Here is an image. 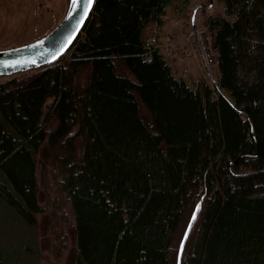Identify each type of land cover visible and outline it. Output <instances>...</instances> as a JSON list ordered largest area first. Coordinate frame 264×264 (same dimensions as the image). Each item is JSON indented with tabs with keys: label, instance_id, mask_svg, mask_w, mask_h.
<instances>
[{
	"label": "trees",
	"instance_id": "16d2710c",
	"mask_svg": "<svg viewBox=\"0 0 264 264\" xmlns=\"http://www.w3.org/2000/svg\"><path fill=\"white\" fill-rule=\"evenodd\" d=\"M194 1L95 0L65 55L0 83V198L34 227L53 151L75 264H264V0H213L217 87L146 44Z\"/></svg>",
	"mask_w": 264,
	"mask_h": 264
},
{
	"label": "rangeland",
	"instance_id": "374dc122",
	"mask_svg": "<svg viewBox=\"0 0 264 264\" xmlns=\"http://www.w3.org/2000/svg\"><path fill=\"white\" fill-rule=\"evenodd\" d=\"M69 3L70 0H0V51L33 43L51 33L65 17ZM198 3V0L194 1V5ZM194 9L195 7H191L190 10H185L183 16L171 9L161 34L163 37L174 34L178 39L182 38L184 47L188 50V57H191L186 61L188 72L180 76L191 78L196 66L203 74L200 77L211 82L203 66L198 67L201 63L198 53H193L196 45L192 35L194 29L191 27ZM219 14H223V6L215 2L212 8L198 11L196 23L208 15L216 17ZM203 26L196 25L195 29ZM167 57L172 64V57ZM25 73L29 76L33 72ZM210 73L214 79L219 77L217 61L210 67ZM8 79L9 77H0V83ZM77 150L79 155L82 151L80 144L77 145ZM54 155L48 147H43L38 155L39 199L44 211L37 217L34 227H28L17 217L13 208L0 198V250L3 256L8 257L9 264H75L77 254L75 235L71 228L72 219L63 193L56 188L59 181L55 182L53 178L58 171ZM59 202L61 209L52 213L51 207ZM59 217L66 218L67 223L60 222ZM54 220L59 221L57 226Z\"/></svg>",
	"mask_w": 264,
	"mask_h": 264
},
{
	"label": "water",
	"instance_id": "95a60500",
	"mask_svg": "<svg viewBox=\"0 0 264 264\" xmlns=\"http://www.w3.org/2000/svg\"><path fill=\"white\" fill-rule=\"evenodd\" d=\"M94 4L95 0H92L91 5H89V0H76L75 4L73 3V0H70L65 17L51 33L33 43L12 49L1 50L0 77H11L16 74L37 70L43 66L54 63L65 55L71 49L84 28ZM213 5L214 1L210 0V4L205 8L210 9ZM200 8L201 6H197L191 17V27L194 30L196 28V14ZM194 40L199 50L203 67L212 83L217 87V81L211 76L210 69L205 62L200 39L198 36H195ZM199 208L200 205L196 208L188 225L182 242V248L186 243L192 225L197 219Z\"/></svg>",
	"mask_w": 264,
	"mask_h": 264
},
{
	"label": "built area",
	"instance_id": "2783aa9c",
	"mask_svg": "<svg viewBox=\"0 0 264 264\" xmlns=\"http://www.w3.org/2000/svg\"><path fill=\"white\" fill-rule=\"evenodd\" d=\"M208 28V25H204L202 28L199 27L198 29L192 31V35L194 36V38L195 36H198V38L200 39L205 62L210 68L215 63L216 59L211 51L210 44L207 39ZM146 44L148 45V47L158 48L163 54L172 57V62H178L182 60L183 52L182 48L180 47V42L176 40L172 35H166L160 41H158L156 37V31L154 32V29L152 27H148L146 29ZM194 51L198 53L199 56V50L196 45L193 48V53ZM193 56L196 57L197 55L193 54ZM198 67L202 68V63H200ZM187 72L188 70L184 68L178 75L180 76L181 74H187Z\"/></svg>",
	"mask_w": 264,
	"mask_h": 264
},
{
	"label": "crops",
	"instance_id": "0c3cea01",
	"mask_svg": "<svg viewBox=\"0 0 264 264\" xmlns=\"http://www.w3.org/2000/svg\"><path fill=\"white\" fill-rule=\"evenodd\" d=\"M198 6H201V5H198ZM197 7V6H196ZM195 7V8H196ZM196 17H197V14H196ZM195 23H196V19H195ZM197 26H201L203 25V20H201V22L199 23H196ZM185 26V25H184ZM153 28V27H152ZM165 31V30H164ZM163 31V32H164ZM168 31V30H166ZM172 34V33H171ZM174 36V38L176 40H178L180 42V47L182 48V52H183V57H182V60L178 61V62H173L172 63V66H173V70L176 74H179L181 72L182 69L186 68V61L191 58V57H188V50L187 48L184 47V44H183V39L180 38L178 39L177 36H175L174 34H172ZM163 37V35L161 34V38ZM188 41V40H187ZM195 60V59H194ZM197 60V58H196ZM199 61L202 63L201 61V58L199 56ZM195 74L190 78L191 80H197L198 78H200V76H202V72L201 70H199L196 66H195Z\"/></svg>",
	"mask_w": 264,
	"mask_h": 264
},
{
	"label": "snow or ice",
	"instance_id": "6c2138e0",
	"mask_svg": "<svg viewBox=\"0 0 264 264\" xmlns=\"http://www.w3.org/2000/svg\"><path fill=\"white\" fill-rule=\"evenodd\" d=\"M73 3L75 4L76 0H73ZM91 3H92V0H89V5H91Z\"/></svg>",
	"mask_w": 264,
	"mask_h": 264
},
{
	"label": "bare ground",
	"instance_id": "6f19581e",
	"mask_svg": "<svg viewBox=\"0 0 264 264\" xmlns=\"http://www.w3.org/2000/svg\"><path fill=\"white\" fill-rule=\"evenodd\" d=\"M193 38H194V36H193Z\"/></svg>",
	"mask_w": 264,
	"mask_h": 264
}]
</instances>
